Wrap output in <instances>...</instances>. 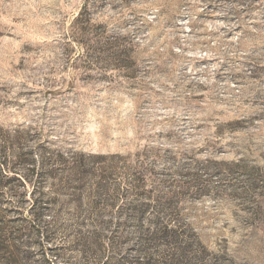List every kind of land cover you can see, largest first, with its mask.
Here are the masks:
<instances>
[{"label": "rangeland", "instance_id": "rangeland-1", "mask_svg": "<svg viewBox=\"0 0 264 264\" xmlns=\"http://www.w3.org/2000/svg\"><path fill=\"white\" fill-rule=\"evenodd\" d=\"M0 264H264V0H0Z\"/></svg>", "mask_w": 264, "mask_h": 264}, {"label": "trees", "instance_id": "trees-1", "mask_svg": "<svg viewBox=\"0 0 264 264\" xmlns=\"http://www.w3.org/2000/svg\"><path fill=\"white\" fill-rule=\"evenodd\" d=\"M76 165V164H75ZM77 168L76 166L72 167L71 169ZM32 195V194H31ZM108 225H102V229L106 228ZM83 236V233H80ZM78 232V235H80ZM95 237L99 238L100 235V231L98 230V228L96 227L95 231L92 233ZM155 237H170L171 240H173L174 242H176V239L178 237L177 231H175L173 228H171L170 226H163L161 229H159L156 233H155Z\"/></svg>", "mask_w": 264, "mask_h": 264}]
</instances>
